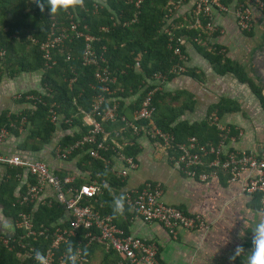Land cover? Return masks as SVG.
Returning a JSON list of instances; mask_svg holds the SVG:
<instances>
[{
    "label": "crops",
    "instance_id": "obj_1",
    "mask_svg": "<svg viewBox=\"0 0 264 264\" xmlns=\"http://www.w3.org/2000/svg\"><path fill=\"white\" fill-rule=\"evenodd\" d=\"M97 1L99 2L94 0L92 4L98 10L109 5L107 0ZM188 1L191 2L190 8L193 11L192 0H184ZM127 2L135 5V0ZM235 2L234 0L229 5L227 11L214 10L211 17L213 30L206 31L201 20L200 24L195 23L194 11L193 14L188 13L192 15L189 21L185 15L182 16L179 5L171 9L170 2L166 1L167 11L162 19V32H166L167 28L175 36L174 30L184 27L181 26V18L188 20L185 27L196 31L188 36L178 34L183 38V52L187 56L185 69L165 81L159 97L164 106H184L179 111L177 120L194 126V135L200 141L216 142L219 138V129L208 118L215 114L219 123L236 137L233 141H227L226 147L252 150L264 157V9L252 5V27L241 30L233 15L232 4ZM207 51L218 55L220 64L214 66L210 57L205 54ZM216 67L226 69L220 71ZM41 73V68L15 73L14 67H10V61L0 56V118L18 114L27 107V100H21L18 93L38 88L36 78ZM115 93L119 95V103H123L121 107L118 103L121 112L131 116L133 108L130 104L136 98L133 94L122 96L119 92ZM25 136L26 133L22 130L16 134L7 132L0 140V151L30 159L41 158L58 175L74 174L75 183L77 180L91 179L90 171L81 163L77 164L76 158L62 159L55 153L48 157L46 150L50 145L44 144L37 153L35 150L25 149L22 145ZM187 136H184L183 141ZM116 142L122 148L118 139ZM136 142L138 152L131 156L136 159L137 166L125 177H117V171L122 167L119 157L111 154L104 160L110 172L124 180L120 188L113 190L112 187L111 192L118 195L137 187L145 180L159 181L164 202L176 205L188 213L205 216L209 227L207 230L180 227L175 236H172L161 223L144 221L127 210L123 216H115L116 224L128 233L155 241L158 257L165 264H245V257L253 247V233L245 225L252 224L256 218V209L261 204L254 194L241 190V178L244 174L232 182L227 181L223 173L208 180L187 177L173 165L166 148L145 136H139ZM28 180L30 177L25 170L0 166V186L5 182L15 183L10 190L14 196L20 195ZM105 182V185L110 186L109 181ZM47 188L43 196L50 193ZM5 195V198L8 197V194ZM36 204L34 203V207ZM0 217L9 220L13 226V219L3 208L2 202ZM13 230L12 227V232ZM238 245L244 248V253L232 260L230 257L234 255ZM95 252L102 259L100 248Z\"/></svg>",
    "mask_w": 264,
    "mask_h": 264
},
{
    "label": "built area",
    "instance_id": "obj_2",
    "mask_svg": "<svg viewBox=\"0 0 264 264\" xmlns=\"http://www.w3.org/2000/svg\"><path fill=\"white\" fill-rule=\"evenodd\" d=\"M142 0H135L138 6ZM170 8H176L182 0H168ZM252 5L264 9V0H241L232 4L233 15L236 25L241 30H249L252 27ZM194 11V21L201 23L206 31H212L214 24L211 17L214 10H229V5H224L220 0H192ZM135 20V16L131 21ZM86 28V25H82ZM101 29H106L101 26ZM169 34L167 46L178 58V62L173 65L171 71L179 74L185 69L186 54L182 51L180 45L183 43L181 35L173 36L169 29L165 30ZM80 39L82 49L80 60L83 65L97 64L93 76L98 84V90L93 94L88 111L83 112V121L90 125L88 131L76 139L73 143L61 147H55V155L65 159L75 148H80L89 144L86 148L89 155L93 158L105 160L101 151L112 150L113 155L119 157L122 167L117 171V177H125L129 171L137 166V161L133 156L126 155L120 151L121 146L116 142V138L109 137L104 124L106 122L121 123L116 132L124 129H130L132 134L145 136L164 147L172 154H169L173 165L187 177L198 180H208L218 177L223 173L227 181H235L244 174L241 186L243 192L257 194L261 204V198H264V157L258 156L254 151L226 147L227 141L235 140V135L230 134L228 128L221 125L215 114L209 115L210 121L219 129V138L216 142L200 141L195 135H188L185 141H176L172 132L166 131L157 126L152 115L155 105L153 102L154 94L160 91L167 80L166 73L162 71L153 72L144 84V94L141 97L138 106L133 110L130 117L119 113L118 103L120 92L116 75L109 70L103 55L104 46L96 51L92 41L95 39L93 34L78 28V23L72 18L67 25L58 29L55 28V22H51L50 28L45 38L38 43L35 38L32 41L37 42L41 52V58L45 68H50L56 63V58L52 56V51L57 44L65 46L67 51L65 59L70 58L68 46L71 41ZM68 43V46L65 43ZM62 50V51H63ZM3 52L0 51V56ZM137 65V63H135ZM74 80V77L71 78ZM116 84L115 87L112 84ZM91 87L95 88L93 84ZM19 95V93H18ZM55 115L52 114L51 120L55 121ZM142 122V123H141ZM7 131L0 129V140ZM120 134V133H119ZM118 134V135H119ZM115 152V153H114ZM0 166L7 168H18L25 170L30 177L26 181L23 191L18 195L20 204L41 203L50 206L52 203L61 205L65 215L53 224V228L46 233V228L40 225L38 229L34 228L30 213L18 211L17 217L13 219V232L6 234L0 232V240L7 244L12 241L20 247H25L24 237L30 236L35 239L38 235L48 236V244L42 249V253L47 257L49 264H63L65 250L56 253V249L66 242L69 237L78 236L85 239L84 245H89L92 241L103 243L106 250L113 249L121 257L119 264H165L158 257V247L155 241L128 233L123 227L116 224L109 213H101L96 209L91 198L101 191V185L95 178L75 184L76 176L74 174L58 175L49 168L48 163L41 158H25L18 154H6L0 151ZM106 184L105 181L102 182ZM50 190L46 196L45 189ZM162 185L159 181L145 180L135 188H129L124 191L127 197L126 206H132L130 211L135 216L144 221H157L161 223L171 234L175 236L176 230L180 227L192 230H207L209 222L205 216L199 213H188L176 205L169 204L162 199ZM262 206V205H261ZM86 225V227H85ZM23 229L22 234L16 238V230ZM76 248L81 249L79 244ZM26 255L30 258L28 264H37L34 260V246L29 245ZM86 258L81 255L78 264Z\"/></svg>",
    "mask_w": 264,
    "mask_h": 264
},
{
    "label": "trees",
    "instance_id": "obj_3",
    "mask_svg": "<svg viewBox=\"0 0 264 264\" xmlns=\"http://www.w3.org/2000/svg\"><path fill=\"white\" fill-rule=\"evenodd\" d=\"M93 1L86 0L85 8L74 13L70 11L52 15L50 6L46 2L45 10L42 12L39 6L31 0H0V51L3 52L1 57L10 61V67H14L15 73L31 71L36 68L42 69L40 87L18 95L21 100H27V107L18 114L4 115L0 118V128L14 134L19 130L26 133L24 144H22L25 149L35 150L37 153L46 144L50 145L48 147L50 154H54L57 145L64 147L80 138L90 128V125L83 121V112L89 110L93 94L99 88L93 76L98 65H83L81 63L80 54L83 45L80 39L71 41L69 46L67 42L65 43L70 53L69 59H65L66 46L63 50L62 45L57 44L52 51L56 63L50 68H45L39 45L32 42L31 38H35L38 43L42 41L53 21L55 28L58 29L67 25L72 18L77 21L78 28L95 36L92 44L97 52L100 51L98 48L101 45L105 47L102 53L110 72L116 75L118 85L122 89L119 93L122 96L136 94V100L130 104L133 110L138 106L144 94L146 79H149L153 72L162 71L166 73L167 79L176 75L171 69L178 62V58L167 46L169 34L162 32L161 29L162 19L167 11L165 7L167 0H142L138 7L127 0H107L109 9L103 7L98 10L96 8L95 12L93 11L95 8L92 4ZM233 1L220 0L227 6L231 5ZM133 16H135V20L131 21ZM201 20L204 21L203 18ZM83 24L86 25V28L82 27ZM101 26H105L106 29H101ZM27 29H31L29 37L26 36ZM195 31L194 28L189 30L184 26L181 29H175L174 35L186 32L184 35L188 36L193 35ZM25 46L30 51L29 57L26 54H21L22 47ZM180 47L183 51L182 44ZM139 54L140 56H138ZM205 54L210 57L214 66L220 64L218 55L215 56L214 53L208 51ZM135 63L139 65V69H136ZM216 68L220 71L226 69L225 67ZM72 77L74 80H71ZM91 84L95 88L91 87ZM115 85L112 84V86ZM159 94L160 91H157L153 97L156 109L152 115L154 123L160 128L172 132L175 142L183 141L185 135H194L196 133L193 129L194 126L177 120V115L184 106L182 108L164 106ZM119 104L121 107L123 103ZM123 112L125 113V111ZM119 113H122L120 109ZM52 114L55 115V121L51 120ZM126 116L130 117L127 114ZM120 124L119 121L115 125L112 122H106L104 127L110 131L109 137L120 141L122 153L135 156L138 152L136 140L139 135L132 134L130 129L116 132L115 128ZM86 148H89V144L75 148L65 159L76 158V163H81L90 171V178H95L102 184L101 191L90 200L96 209L101 213L111 214L115 221L111 205L116 192L110 193L109 188L113 187V190H117L124 184V180L115 177L103 159L91 157ZM169 151V154H172L170 149ZM101 153L105 159L113 154L112 150L101 151ZM171 161L173 160L171 159ZM105 180L109 181L110 186L103 185L102 182ZM77 181L75 184L82 182V180ZM14 185L15 183L5 182L0 186V202L8 215L15 218L18 211L30 213L34 228L38 229L40 225H43L46 228V233H49L53 224L65 215L63 207L56 203H52L50 206L37 203L35 207L34 203L20 204L18 197L10 191ZM5 194H8V197L5 198L7 196ZM254 195L258 198L257 194ZM22 233L23 229H17L16 238L18 234ZM80 238L79 234L69 237L67 241H72L74 246L79 244L81 250L87 249V255H83L86 259L82 260L81 264H89V260L97 248H100L102 253V264H119L121 257L117 251L106 250L103 243L98 241L84 245L85 239H81L77 243ZM48 239V236L43 237V235H38L35 239L30 236L24 237L22 239L25 242L24 248L10 240L7 244L0 240V264H28L30 261L26 255L28 246L33 245L34 249L42 252V249L48 244ZM65 249L64 242L56 249V253Z\"/></svg>",
    "mask_w": 264,
    "mask_h": 264
},
{
    "label": "clouds",
    "instance_id": "obj_4",
    "mask_svg": "<svg viewBox=\"0 0 264 264\" xmlns=\"http://www.w3.org/2000/svg\"><path fill=\"white\" fill-rule=\"evenodd\" d=\"M43 12L45 10V2L50 6V12L52 15L58 13L76 12L77 10L84 9L86 6V0H34ZM202 21V20H201ZM37 43V42H34ZM133 112V111H132ZM127 117V116H126ZM115 124V123H113ZM107 187V185H105ZM109 188V192L111 193ZM127 197L124 193L119 195H113L112 210L114 216H123L125 211H132V206L129 205L126 209ZM261 207L256 209L255 220L249 226L246 223V227H250L252 235V249L245 257V264H264V198H261ZM12 223L0 217V232L12 233ZM86 227V225H85ZM65 257L63 264H78V260L81 255H87V249H78L74 246L72 241H66ZM244 253V248L238 245L234 250V255L230 259L235 260L237 256ZM34 260L37 264H49L47 257L40 251L34 250Z\"/></svg>",
    "mask_w": 264,
    "mask_h": 264
},
{
    "label": "rangeland",
    "instance_id": "obj_5",
    "mask_svg": "<svg viewBox=\"0 0 264 264\" xmlns=\"http://www.w3.org/2000/svg\"><path fill=\"white\" fill-rule=\"evenodd\" d=\"M96 2H99V1L96 0ZM190 4H191L190 1H188V2H184V0H182L181 3H179V6H180L179 9H180V11H181V14H183L182 16L185 15L186 19H188L189 21L192 19V15H190V14H193V11H191V8H190ZM191 7H192V6H191ZM93 10L96 11V7H95ZM189 12H190V14H188ZM187 14H188V15H187ZM188 20H184V19L181 18V22H182L181 26H185V24L188 23ZM30 30H31V29H27V34H26L27 37H29ZM185 33H186V32H185ZM185 33H181V34L184 35ZM32 42H34V41H32ZM29 53H30V51H29V49H28L26 46H25V47H22L21 54H26V56L29 57V56H30ZM27 54H28V55H27ZM138 56H140V54H139ZM137 58H138V57H137ZM135 67H136V69H139V65H137V66H135ZM41 74H42V73H41ZM41 74H39V76L36 78V80H37L36 82H37V85H38V86H39V83H40ZM39 87H40V86H39ZM119 87H120V86H119ZM120 88H121V87H120ZM134 97H136V94L134 95ZM46 155H47L48 157L51 156V154H50L48 148H47V150H46ZM89 264H102V263H101V256L98 255L97 252H95V253L92 255L91 259L89 260Z\"/></svg>",
    "mask_w": 264,
    "mask_h": 264
},
{
    "label": "water",
    "instance_id": "obj_6",
    "mask_svg": "<svg viewBox=\"0 0 264 264\" xmlns=\"http://www.w3.org/2000/svg\"><path fill=\"white\" fill-rule=\"evenodd\" d=\"M263 43H264V41H263ZM263 43L261 45H263Z\"/></svg>",
    "mask_w": 264,
    "mask_h": 264
}]
</instances>
